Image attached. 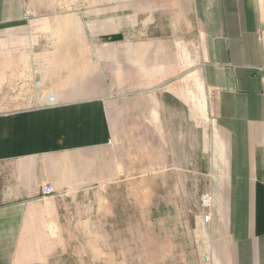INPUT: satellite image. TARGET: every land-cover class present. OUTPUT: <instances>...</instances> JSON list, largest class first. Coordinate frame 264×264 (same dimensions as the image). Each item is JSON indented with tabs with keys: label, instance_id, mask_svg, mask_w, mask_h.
I'll return each instance as SVG.
<instances>
[{
	"label": "crops",
	"instance_id": "0c3cea01",
	"mask_svg": "<svg viewBox=\"0 0 264 264\" xmlns=\"http://www.w3.org/2000/svg\"><path fill=\"white\" fill-rule=\"evenodd\" d=\"M66 5L113 13L103 0H0V264L18 262V244H28L25 237L49 239L50 222L56 244H97L98 232H119L112 208L117 200L136 204V228L127 231L136 232L139 244L145 186H158L160 194L167 185L169 194L175 193L178 184H192L193 169H199L192 144L177 138L178 98L163 92L162 82H128L113 68L106 69L109 78L49 82L43 62L50 8ZM136 6L131 10L142 16L135 21L138 38L193 39L187 34L198 32L202 84L212 96L221 138L218 169L224 180L218 183L230 186L232 217L245 216L258 242L221 245L227 252L212 264H264V84L258 41L264 0H145ZM120 7L130 5L122 0ZM130 16L95 22L88 37H130ZM66 23L79 28L77 21ZM161 24H168L167 34ZM160 53L155 46L138 47L131 55L144 67L157 66ZM105 55L110 56L106 63L128 61L120 46L107 47ZM34 70L40 71L34 76ZM45 184L54 189L46 198L41 196ZM157 241L154 232L152 244Z\"/></svg>",
	"mask_w": 264,
	"mask_h": 264
},
{
	"label": "rangeland",
	"instance_id": "374dc122",
	"mask_svg": "<svg viewBox=\"0 0 264 264\" xmlns=\"http://www.w3.org/2000/svg\"><path fill=\"white\" fill-rule=\"evenodd\" d=\"M103 1L112 4L108 8L113 9L112 15L100 14L104 7L66 5L50 8L48 39H44L48 46V58L43 62L49 82L109 78L106 69L110 71V68L123 71L122 76L128 82H162V91L178 98L175 113L179 129L177 138L183 144H192L194 162L197 161V166H194L199 169H193L190 178L193 183L178 184L175 193L169 194L167 185L161 187L160 194L158 186H145L143 228L146 230L139 233V244H136V232L127 231L131 226L135 227L136 204L129 200H117L112 202V208L113 212H118L116 227L119 232H98L97 244H56L58 233L50 231L53 228L50 222L49 239L25 237L24 241L28 244H18L16 264H212L215 256L227 252L218 248L221 245L242 244V241L258 244L257 237L248 232L247 218L242 215L232 217L230 209L235 202L228 199L230 186L218 183L224 180L218 169L221 138L214 121L212 96L202 84L198 32L187 34L193 39L138 38L135 21L142 16L134 15L131 9L136 11L137 3L143 5L145 0H124L130 5L129 10H122V0ZM140 9L144 10L143 7ZM110 16L118 21L128 16L133 19L129 23L130 32H126L130 37L110 34L108 37L89 38L90 27L95 22L98 25L104 22L106 17L110 20ZM68 20L77 21L79 28L66 23ZM117 22L116 25L121 26ZM111 25L114 27V24ZM167 25L161 24L162 34L168 33L169 28L164 27ZM117 46L127 51L125 57L128 61L121 65L111 61L106 63V57L110 58L105 55L106 48L115 49ZM153 46L161 51L156 57L157 66L145 64L143 67L142 62L138 64L137 55H131L138 47ZM35 60L34 66L39 69L40 57L36 61L38 64ZM39 71L34 70L33 75ZM262 78L260 73L261 82ZM239 205L242 213L243 201ZM104 208L103 204L101 209ZM233 220H237L235 225ZM100 222L104 224L103 217H100ZM154 232L157 244H152ZM143 241L144 244H140ZM93 252L97 256L95 260L92 259Z\"/></svg>",
	"mask_w": 264,
	"mask_h": 264
},
{
	"label": "built area",
	"instance_id": "2783aa9c",
	"mask_svg": "<svg viewBox=\"0 0 264 264\" xmlns=\"http://www.w3.org/2000/svg\"><path fill=\"white\" fill-rule=\"evenodd\" d=\"M258 41L262 49L263 64L260 68V73L262 74V82L264 83V20L260 24L258 32ZM54 194V189L50 184H45L41 188V196L46 198Z\"/></svg>",
	"mask_w": 264,
	"mask_h": 264
}]
</instances>
